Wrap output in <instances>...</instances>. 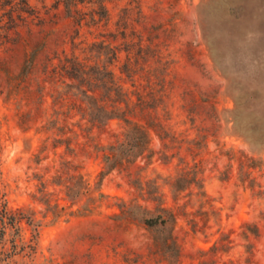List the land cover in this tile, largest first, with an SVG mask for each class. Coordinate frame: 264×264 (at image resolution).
<instances>
[{
  "label": "rangeland",
  "instance_id": "obj_1",
  "mask_svg": "<svg viewBox=\"0 0 264 264\" xmlns=\"http://www.w3.org/2000/svg\"><path fill=\"white\" fill-rule=\"evenodd\" d=\"M21 1L0 0V212L22 209L40 226L23 222V242L8 231L2 264H264V0ZM121 31L137 71L115 112L149 127L145 154L123 165L101 151L125 123L92 127L74 110L62 129L53 100L78 91L42 82L64 57L119 77ZM66 163L91 190L100 183L93 213L79 182L74 204L49 188L59 218L33 200L39 177L59 183ZM162 201L176 223L145 225Z\"/></svg>",
  "mask_w": 264,
  "mask_h": 264
},
{
  "label": "trees",
  "instance_id": "obj_2",
  "mask_svg": "<svg viewBox=\"0 0 264 264\" xmlns=\"http://www.w3.org/2000/svg\"><path fill=\"white\" fill-rule=\"evenodd\" d=\"M56 3L63 4L65 8L76 7L78 0H55ZM21 3L26 6V1L22 0ZM102 9V7H101ZM23 13L27 11L20 9ZM13 12V10H11ZM98 16H102L101 13H96ZM9 20L11 16L8 17ZM121 38L125 40L128 45L124 49L126 53L125 63L119 68L120 76H116L115 72L108 67H92L86 63L80 62L76 58L64 57L62 60H58L57 65L51 64L46 66L42 82L52 83L53 85H62L67 89H76L78 94L73 98L67 94H60L57 99L53 100L52 106L56 109L54 111L63 116V119H59L62 122L60 128L64 129L67 126L68 117L66 113L70 114L74 110L82 112L84 115L81 117V121H85L92 125V127L102 124L106 126L111 120L119 119L125 123L127 129L123 134L122 141L116 144L110 145L107 151H101L102 163H135V161L142 157L148 149L149 144V127L140 125L138 121H134L126 115H118L115 111L122 110L121 104H124L125 108L129 107L130 99L121 98L128 94V90L125 87L127 82L134 86L137 69L133 65L135 60L133 51L130 48V42L126 41L125 31L120 32ZM118 53L113 52V57L109 62L112 65L113 62H117ZM26 66H24L20 79L16 80L17 87L23 88L24 81L30 76L35 66V56L27 59ZM48 79V81H46ZM68 82V83H67ZM102 91H107L105 97H101ZM41 97V104H43ZM66 111V112H64ZM122 112V111H121ZM123 113V112H122ZM60 131V129H57ZM68 166V173H61L57 171V177L60 180L59 183H54L45 178L46 175H41L38 179L39 187L37 189L38 196H33V200L44 204L45 206L54 209L52 216L59 218L66 213L63 211L65 208H58V201L52 204L50 197L53 195L49 192V188L52 186L62 187L65 191V197L74 204L76 198L79 196V192H74L76 182H79L83 186V194L88 195L89 203L84 209L87 213H93L100 207L104 195L97 187L94 191L91 190V186L88 181L78 173L77 167H74L72 163H66ZM119 166V165H116ZM109 167V166H108ZM65 176V177H64ZM73 194V195H72ZM156 202L155 199H152ZM160 214H156L153 217L144 220L145 225L149 227L165 226L169 221L176 223V217L169 208L166 207L165 202L162 201L156 207ZM60 210V211H59ZM71 215L73 212L70 213ZM33 228L34 232L38 234L39 224L35 219L26 216L22 209H8L6 204H3V208L0 212V256L4 254L5 235L8 231L15 230L17 232V241L23 242L21 236L22 223ZM15 242V241H14ZM0 264H2L0 260Z\"/></svg>",
  "mask_w": 264,
  "mask_h": 264
}]
</instances>
